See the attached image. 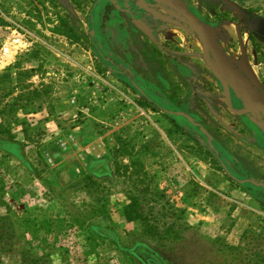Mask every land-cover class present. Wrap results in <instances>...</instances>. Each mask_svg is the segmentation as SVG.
<instances>
[{"label": "rangeland", "instance_id": "1", "mask_svg": "<svg viewBox=\"0 0 264 264\" xmlns=\"http://www.w3.org/2000/svg\"><path fill=\"white\" fill-rule=\"evenodd\" d=\"M183 1L264 93V0ZM136 10L0 0V139L24 158L0 149V264H264V189L232 179L264 183V130L225 109L186 24Z\"/></svg>", "mask_w": 264, "mask_h": 264}, {"label": "water", "instance_id": "2", "mask_svg": "<svg viewBox=\"0 0 264 264\" xmlns=\"http://www.w3.org/2000/svg\"><path fill=\"white\" fill-rule=\"evenodd\" d=\"M106 1L109 2V4L112 5L117 11H121V8L116 4L115 0ZM216 1L221 3L226 2V0ZM135 6L137 9L147 11L149 8L170 11L184 24H186L200 43L202 61L206 65L213 78L219 83L222 90L224 103L228 111L237 116L247 115L249 117L251 116V118L253 113H257L260 123L258 121L254 123L259 129L264 130V93L261 90L257 80L254 78L251 72H249L243 66V64L240 67V72H237L230 66L229 59L222 51V48L215 37L213 28L202 22L192 12H190L187 4L182 0H141V3L136 2ZM127 15L130 16V13L127 12ZM247 30L264 39V18L260 16H252L247 23ZM90 35H92V31H90ZM131 85L134 86L133 83H131ZM251 85L256 86L263 93V96L260 97L262 101L256 100V95L254 94L255 92L251 88ZM228 90H230L239 99V101L242 102L244 108L234 109L231 107L228 98ZM165 112L176 116H182L191 125L196 127L205 138L208 149L212 151L218 163L226 172L223 164L220 161L219 153L212 146L210 135L203 127H201L194 119L180 111ZM232 179L239 184L247 183L264 189V183L258 181L251 179Z\"/></svg>", "mask_w": 264, "mask_h": 264}, {"label": "flooded vegetation", "instance_id": "3", "mask_svg": "<svg viewBox=\"0 0 264 264\" xmlns=\"http://www.w3.org/2000/svg\"><path fill=\"white\" fill-rule=\"evenodd\" d=\"M98 1H102V0H98ZM104 3H106V5L111 8V11H116V12H119V13H124L126 16H127V12L128 13H131V12H138L139 10H136V8H134V6L132 5L133 1H130V0H115L116 4L121 8V11H117L116 9H114V7L112 5L109 4V2H107L106 0H103ZM183 1V0H182ZM138 3H141V0H137ZM186 3V2H185ZM187 4V3H186ZM188 6V9L190 10V12H192L198 19H200L202 22L203 20L198 17L194 11L189 7V5L187 4ZM150 9V8H149ZM148 9V11H149ZM150 13V12H149ZM152 16V14H150ZM255 16V15H253ZM158 17V16H157ZM252 16H249L248 15V21L249 19L251 18ZM248 23V22H247ZM251 33V32H250ZM253 34V33H252ZM255 35V34H254ZM257 36V35H256ZM259 37V36H257ZM261 38V37H259ZM263 39V38H261ZM218 83V82H217ZM219 85V83H218ZM220 87V85H219ZM251 88L254 90V94L256 95V100L257 101H262L260 97H262L263 93L256 87V86H253L251 85ZM220 91H221V95H222V100H223V104H224V107L225 109L228 111V109L226 108V105L224 103V99H223V94H222V90H221V87H220ZM228 98H229V103L231 105L232 108L234 109H242L244 108L243 105H242V102L239 101V99L230 91L228 90ZM229 112V111H228ZM230 113V112H229ZM232 114V113H230ZM234 115V114H232ZM236 117H238L240 120H242V122L244 123H249V118H251V116H247V115H240V116H237V115H234ZM179 117H182V116H179ZM183 118V117H182ZM184 119V118H183ZM193 119V118H192ZM193 126V125H192ZM196 128V127H195ZM197 129V128H196ZM211 137V136H210ZM211 143H212V138H211Z\"/></svg>", "mask_w": 264, "mask_h": 264}, {"label": "trees", "instance_id": "4", "mask_svg": "<svg viewBox=\"0 0 264 264\" xmlns=\"http://www.w3.org/2000/svg\"><path fill=\"white\" fill-rule=\"evenodd\" d=\"M0 149H4L5 152H7L9 155L13 156L14 158L24 162L23 153L21 149V145L13 140H6V139H0ZM258 200V199H257ZM264 204V203H263ZM100 232H103L101 234L107 235L110 233H107L104 229H100ZM110 235H108L109 237ZM135 253L139 256H145L147 255L145 251L142 249L136 248ZM156 264H161L160 260L156 257H150Z\"/></svg>", "mask_w": 264, "mask_h": 264}, {"label": "crops", "instance_id": "5", "mask_svg": "<svg viewBox=\"0 0 264 264\" xmlns=\"http://www.w3.org/2000/svg\"><path fill=\"white\" fill-rule=\"evenodd\" d=\"M155 13V12H154ZM154 16V15H153ZM243 230H244V228H242V230L238 233V232H235V229L234 230H232L231 232H230V234L228 235V240H229V238H236V237H238L239 238V235L243 232Z\"/></svg>", "mask_w": 264, "mask_h": 264}, {"label": "bare ground", "instance_id": "6", "mask_svg": "<svg viewBox=\"0 0 264 264\" xmlns=\"http://www.w3.org/2000/svg\"><path fill=\"white\" fill-rule=\"evenodd\" d=\"M154 10H156V9H153V8H150V9H149V11H152V12H154ZM243 66L247 69L246 65H243ZM247 70H248V69H247ZM248 71L251 72L250 70H248ZM251 73H252V72H251ZM252 74H253V73H252ZM252 119L255 120V121L257 120V121L259 122V120H258V119H259L258 114H257V113H253V114H252ZM259 123H260V122H259ZM263 126H264V124H263Z\"/></svg>", "mask_w": 264, "mask_h": 264}]
</instances>
